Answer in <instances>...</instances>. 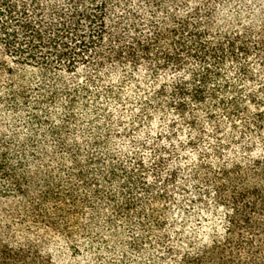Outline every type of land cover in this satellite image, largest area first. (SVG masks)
<instances>
[{
    "label": "trees",
    "instance_id": "1",
    "mask_svg": "<svg viewBox=\"0 0 264 264\" xmlns=\"http://www.w3.org/2000/svg\"><path fill=\"white\" fill-rule=\"evenodd\" d=\"M113 2L0 0V264H264V0Z\"/></svg>",
    "mask_w": 264,
    "mask_h": 264
},
{
    "label": "rangeland",
    "instance_id": "2",
    "mask_svg": "<svg viewBox=\"0 0 264 264\" xmlns=\"http://www.w3.org/2000/svg\"><path fill=\"white\" fill-rule=\"evenodd\" d=\"M129 1H132V5H133V2H136V0H129ZM113 3H115L113 7L115 11L120 10L122 6H124V3L119 4L116 2V0H114ZM116 5H120V6H116ZM213 175H214V170L199 169L196 172L194 171L191 176H188L186 178L185 184L194 183V181H196V183L201 184L202 182H204V180L213 177ZM9 208L10 206L7 203H5L4 199H0V248L5 243H14V244L18 242L23 243L24 241H27L29 238H32V239L35 238V236H37L38 234L44 235V231H23L22 227H18L15 224V221L13 219V216L11 215ZM222 212L223 211L220 210L219 212L215 213V216H211L208 219L211 224L219 225V229H221L220 231H223L224 229L221 227V224H222L221 217L223 216ZM188 214L190 213L185 212L183 214L186 216L187 227L189 226L190 229H197L199 231H206L207 229H210L208 227H205L204 229H202L200 226V221H201L200 219L202 218L205 219V216L203 213H200L202 218L198 216V213L196 215H193V214L188 215ZM39 244H40V247L44 249L47 246L45 238H43L42 241L39 242ZM104 264H109V263H104Z\"/></svg>",
    "mask_w": 264,
    "mask_h": 264
}]
</instances>
